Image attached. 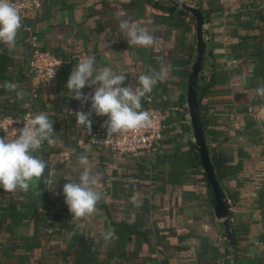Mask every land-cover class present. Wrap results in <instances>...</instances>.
Masks as SVG:
<instances>
[{"label":"crops","instance_id":"0c3cea01","mask_svg":"<svg viewBox=\"0 0 264 264\" xmlns=\"http://www.w3.org/2000/svg\"><path fill=\"white\" fill-rule=\"evenodd\" d=\"M155 1L173 8L169 0ZM179 1L198 8L204 17L197 121L203 123L221 200L231 208L233 246L228 264H264V137L256 120L264 106V97L256 91L264 86V0ZM173 9L177 11L164 16L142 0H41V9L31 20L33 28L43 47L55 49L65 63L55 86L40 87V97L32 101L36 114L47 113L53 122V138L61 140L60 147L46 145L36 153L55 174L48 194L56 208L26 192L5 194L0 188V219L6 225L2 237L10 243L35 235L40 243L30 264H84L86 256L87 264H223V227L200 162L186 99L188 76L197 59L196 23L190 14L178 12L182 9ZM116 11L128 13L153 35L154 45L129 46L117 28ZM21 39L20 31L17 40ZM88 56H94L98 65L117 66L125 76L124 86L133 89L139 75L165 65L164 81L148 94L162 109L166 127L156 152L118 157L87 144V130L68 111L87 113L91 101L82 107L71 99L66 84L73 67ZM2 91L0 87V115L15 101ZM82 91L87 95L94 88ZM91 118L107 119L95 113ZM82 154L87 155L92 174L100 178L101 199L94 214L71 221L63 187L70 182L66 179L78 180L83 172L77 159ZM11 195L17 202L14 211L9 209ZM35 210L61 215L63 220L49 217L44 224H35L30 221ZM119 223L130 230L116 235ZM109 231L115 238L106 242ZM14 247L13 253L4 249L9 251V264H21L16 256L25 253L24 245L18 242Z\"/></svg>","mask_w":264,"mask_h":264},{"label":"clouds","instance_id":"9594fccd","mask_svg":"<svg viewBox=\"0 0 264 264\" xmlns=\"http://www.w3.org/2000/svg\"><path fill=\"white\" fill-rule=\"evenodd\" d=\"M115 22L120 34L129 46L149 48L154 45V37L144 27L138 26L128 13L116 11ZM22 28V17L11 0H0V44L9 50L16 46L19 30ZM165 65L159 71L150 70V74H141L137 78V87L124 86L125 76L114 65H98L94 56L82 58L72 69L67 80L66 88L83 107L91 101L89 112L76 111L78 126L92 132V114L107 117L103 127L107 130V138L116 134L137 131L150 127L152 120L146 110H142V99L153 91L157 83L165 79ZM6 91L14 92L18 98L27 95L16 83L5 81L0 85ZM86 87L94 88L93 92L85 95L82 91ZM257 94L264 97V86L256 89ZM24 108H30L25 103ZM22 128L16 129L14 138L0 136V188L13 193L17 190L29 192L37 190L38 184L43 182L47 187L54 185L53 171L47 162L36 155L45 142L49 146L56 143L53 122L47 113L32 114L25 117ZM83 172L78 180L71 177L63 187L65 203L71 213L72 220H81L91 216L96 211V205L101 199L97 191L100 182L98 175H94L89 167L86 154L77 157ZM48 169L47 176H45ZM75 233H69V237ZM115 238L112 231L104 235L105 241Z\"/></svg>","mask_w":264,"mask_h":264},{"label":"built area","instance_id":"2783aa9c","mask_svg":"<svg viewBox=\"0 0 264 264\" xmlns=\"http://www.w3.org/2000/svg\"><path fill=\"white\" fill-rule=\"evenodd\" d=\"M11 2L22 17L23 40L31 50V55L25 66L33 89L30 101L26 102L30 104V108H27L26 112L16 117L5 116L0 118V136H7L9 139L15 137L16 129L24 126L25 117L29 112L36 114L32 108V101L37 98V88L41 87L43 90H47L54 87L62 66V60L43 47L35 29L28 24V21L34 19L40 11L41 0H11ZM261 8L264 9V1ZM142 110H146L150 114L152 120L150 127L116 134L111 138H107V130L103 127L105 120L98 121L91 118L93 127L91 134L87 133L86 135L87 144L97 149L108 150L118 157H137L144 153L156 152L163 145L164 130L166 129L162 109L155 104L152 95H147L143 98ZM68 112L69 114L74 113L72 110ZM55 140L56 143L51 146L60 147L61 140ZM46 145L49 146L47 142L43 146ZM225 210L230 215L231 208L229 205L226 206Z\"/></svg>","mask_w":264,"mask_h":264},{"label":"trees","instance_id":"16d2710c","mask_svg":"<svg viewBox=\"0 0 264 264\" xmlns=\"http://www.w3.org/2000/svg\"><path fill=\"white\" fill-rule=\"evenodd\" d=\"M144 3L147 4V6H149L152 9H155L157 11L160 12L161 15H171L173 12H176L177 9H173L172 7L170 8H164L163 6H161V4L155 0H142ZM178 12H182L183 14H186L184 11H178ZM37 17V15L34 17V19ZM33 20V19H32ZM28 24L30 26L33 27L32 21H28ZM22 32V30L20 29L19 32ZM37 34V33H36ZM52 54L58 58H60L62 60V66L61 69L64 66V57H62L61 55H59L57 53V51L51 50ZM31 55V50L28 47V45L26 43H24V40H16V46L14 49L9 50L8 48H6L3 44H0V85H3V83L5 81H10L16 84L21 85L22 87H20L19 85V89H22L24 92L27 93L26 96H24L23 98H18L16 96V94L14 92H10V91H2V93H6L8 94V96H13L15 98L14 103L11 106H7L4 109H2V113H1V117H5V116H12V117H16L21 115L22 113L26 112L27 109L23 107V105L26 102H29L32 96V86L30 83V79H29V75H28V70L25 66V64L27 63L29 57ZM60 69V71H61ZM3 89V87H1ZM41 88H37L36 92H37V98L35 100H33L34 102L40 97V90ZM195 90L196 92L198 91V87H197V83L195 84ZM17 100V101H16ZM33 103V102H32ZM3 107V106H2ZM34 107V105H32V108ZM197 116L199 117V110L197 112ZM199 127L202 128L203 130V123L201 121L198 122ZM216 173H217V177L218 178H222V176H220L218 174V169L216 168ZM5 194H8V192H5ZM12 197L11 201L12 203L9 204V209L12 211H14L15 209V204L17 202L14 201V196H10ZM230 206V205H229ZM47 209V208H45ZM65 212L67 214H70L69 209H65ZM49 217L52 218H56L57 221H62L63 220V216L61 215H55V217L53 215L50 214H45L43 212H39L38 210H35L32 212L31 216H30V221H32L35 224L41 223L48 220ZM116 228L118 229V233L116 232V235H119V232L121 233L122 231H129L130 228L123 224V223H119L117 225H115ZM6 228V225L4 223V219H0V264H9V259L10 256L7 254L9 251L4 250V249H10V252H15V245L19 243H22L24 245L25 248V253L23 255H17L16 258L17 259H22V263L21 264H30L28 262V259L32 256L33 252L35 249H37L40 246V243L37 241V238L35 235H33V237H29V238H22L21 240H18V242H16L15 240H12V242H9L8 240L4 239L2 237V235L4 234V230ZM11 238V237H10ZM73 248V247H72ZM44 256H47V253L44 254ZM88 257L86 256L84 261L82 263L87 264ZM79 261H76V264H79ZM237 263V261H235V264Z\"/></svg>","mask_w":264,"mask_h":264},{"label":"water","instance_id":"95a60500","mask_svg":"<svg viewBox=\"0 0 264 264\" xmlns=\"http://www.w3.org/2000/svg\"><path fill=\"white\" fill-rule=\"evenodd\" d=\"M171 1L173 8H180L186 13L190 14L196 23V49H197V59L192 66L191 72L188 76L187 80V105H188V113L190 115V124L194 131L195 137L198 141V151L199 158L202 164L204 174L206 177V181L209 187L212 188L214 193V199L216 202V216L220 221L221 226L223 227V238L225 240V251L223 256V264L229 263V258L231 256V248L233 246V235L231 233L230 227V215L226 212L225 208L227 205L223 204L221 200V194L219 192L216 179L213 173L212 164L208 155V150L205 142V138L203 135V131L201 127L198 125L197 121V112L199 106L198 94L195 90V84L197 80V76L200 72L201 63L205 50V43L203 40V26H204V17L202 12L198 8H193L185 3H182L179 0H169ZM257 123L264 137V106L262 108L261 113L257 116ZM51 169V167L48 165ZM48 169H46L45 176H47ZM43 182L38 184L37 190H31L26 192L28 196L34 195L38 200L45 206L50 207L52 209L56 208V203L50 198L48 194V189Z\"/></svg>","mask_w":264,"mask_h":264},{"label":"rangeland","instance_id":"374dc122","mask_svg":"<svg viewBox=\"0 0 264 264\" xmlns=\"http://www.w3.org/2000/svg\"><path fill=\"white\" fill-rule=\"evenodd\" d=\"M165 1H167V0H165Z\"/></svg>","mask_w":264,"mask_h":264}]
</instances>
